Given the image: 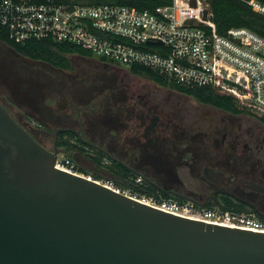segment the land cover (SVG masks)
Here are the masks:
<instances>
[{"label": "flooded vegetation", "instance_id": "1", "mask_svg": "<svg viewBox=\"0 0 264 264\" xmlns=\"http://www.w3.org/2000/svg\"><path fill=\"white\" fill-rule=\"evenodd\" d=\"M70 56L110 66L93 58ZM39 63L57 78L40 77V83L30 85L28 96L21 101L35 104L40 117L55 128L50 130L45 123L22 127L46 150H53L55 140L67 141V149L57 147L59 151L93 176L105 174L117 185L130 184L109 169L114 163L142 176L158 197L163 193L189 197L203 208L222 206V200H227L239 206V212L264 221V125L257 119L197 102L148 78L158 88L167 89V94L193 103L173 101L171 109L162 101H144L139 95L123 97L128 101L109 107L99 89L77 86L66 80L67 70ZM108 96L121 97L118 93ZM46 97L56 104V112ZM59 129L63 131L56 136ZM95 159L106 162L100 165Z\"/></svg>", "mask_w": 264, "mask_h": 264}, {"label": "water", "instance_id": "2", "mask_svg": "<svg viewBox=\"0 0 264 264\" xmlns=\"http://www.w3.org/2000/svg\"><path fill=\"white\" fill-rule=\"evenodd\" d=\"M58 153L0 104V264H264V234L150 208L55 169Z\"/></svg>", "mask_w": 264, "mask_h": 264}, {"label": "built area", "instance_id": "3", "mask_svg": "<svg viewBox=\"0 0 264 264\" xmlns=\"http://www.w3.org/2000/svg\"><path fill=\"white\" fill-rule=\"evenodd\" d=\"M172 0L171 5L138 11L112 4L73 0H0V29L15 43L52 39L88 48L93 58L114 65L141 66L185 87L213 88L232 97L254 116L264 115V36L246 28L216 32L205 0ZM252 7L264 15V6ZM207 20H202L203 10ZM149 42L155 44L149 45ZM158 42L159 44H157ZM54 168L86 177L150 208L181 218L264 234V221L250 214L203 208L192 201L142 192V176L119 189L110 181L82 174L70 157L56 155Z\"/></svg>", "mask_w": 264, "mask_h": 264}, {"label": "trees", "instance_id": "4", "mask_svg": "<svg viewBox=\"0 0 264 264\" xmlns=\"http://www.w3.org/2000/svg\"><path fill=\"white\" fill-rule=\"evenodd\" d=\"M78 2L88 5L112 4L126 6L138 11H152L154 8L159 6L171 5L172 0H73V3ZM205 2L209 6L211 13L210 20L214 24L218 34L225 35L226 32L232 28H246L260 36H264V15L259 13L257 9L250 5V3L256 2L264 6V0H205ZM0 43L4 44L22 57L33 61L43 62L54 68L63 70L70 69V61L68 59V56L70 55H77L85 58L93 57L91 51L86 47L56 42L52 39L28 40L23 43H15L9 39L7 33L2 29H0ZM98 61L104 64L114 65L105 59H99ZM128 71L133 75L148 78L161 87H167L171 90L188 95L197 102L211 105L228 113L254 117L264 125V115L260 117L254 116L246 109L238 106L232 97L221 92L219 89L185 87L174 84L164 75L136 65L128 67ZM57 147L66 150L67 141H59L57 143ZM95 161L101 165V160L95 159ZM109 169L130 183L126 186L131 185L132 181L136 177L114 163H112ZM92 178L95 180L99 179L98 176H92ZM139 189H147L145 190L146 193L156 194L155 190L152 189V186L149 185L147 181H144L143 185L139 187ZM161 198L180 200L165 193L161 194ZM221 207L223 209L240 211L239 206L233 205L227 200H222Z\"/></svg>", "mask_w": 264, "mask_h": 264}, {"label": "rangeland", "instance_id": "5", "mask_svg": "<svg viewBox=\"0 0 264 264\" xmlns=\"http://www.w3.org/2000/svg\"><path fill=\"white\" fill-rule=\"evenodd\" d=\"M71 60V67L65 72L66 80L72 81L77 86L85 88H97L101 92L106 102L111 105H121L127 102L123 97H132L139 95L144 98V101H150L153 103H165L168 108H171L173 101L179 100L185 105L193 103L189 98H177V95L168 96V90L165 88H158L154 83L150 82L143 77L131 76L127 70L128 67L121 65H102L97 62H86L76 60L74 57L68 56ZM93 58V57H92ZM94 60H98L93 58ZM118 66V67H117ZM55 77L54 74H49V68L42 65L39 62H34L30 59L22 57L12 51L10 48L0 43V104L3 105L11 114V116L18 121L21 125L35 127L39 124L45 123L50 130H53L55 126L52 122H47L41 118L38 114V110L35 104H29L23 102L30 91V85H37L40 83V77ZM62 76V77H64ZM37 77V78H34ZM57 78V77H55ZM24 87V90L22 88ZM118 93L121 95L117 99H112L111 96ZM14 99V101H13ZM45 102L51 105L53 111L56 112V104L53 102ZM136 100L139 101L137 98ZM77 105L76 107H78ZM173 108H175L173 106ZM66 112L72 113L70 108H67ZM247 118L250 116L245 115ZM245 118V117H244ZM243 117V122H245ZM254 118V117H250ZM246 125L249 123L246 121ZM64 155L66 153L60 150ZM67 156V155H66ZM102 162H106L105 159H101ZM78 166V164H76ZM82 174L92 178L90 172H85L80 169ZM99 180L110 181L119 189H124V186L117 185L115 181L105 174H98Z\"/></svg>", "mask_w": 264, "mask_h": 264}]
</instances>
